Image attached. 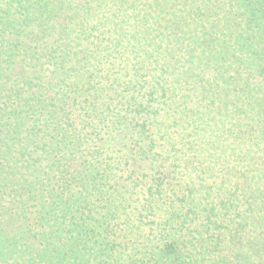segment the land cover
Returning <instances> with one entry per match:
<instances>
[{"label":"trees","instance_id":"16d2710c","mask_svg":"<svg viewBox=\"0 0 264 264\" xmlns=\"http://www.w3.org/2000/svg\"><path fill=\"white\" fill-rule=\"evenodd\" d=\"M0 264H264V0H0Z\"/></svg>","mask_w":264,"mask_h":264}]
</instances>
